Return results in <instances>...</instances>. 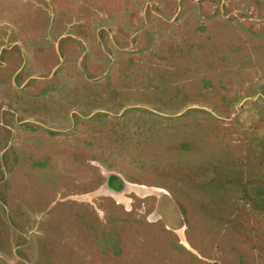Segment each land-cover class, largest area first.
<instances>
[{
    "label": "rangeland",
    "instance_id": "1",
    "mask_svg": "<svg viewBox=\"0 0 264 264\" xmlns=\"http://www.w3.org/2000/svg\"><path fill=\"white\" fill-rule=\"evenodd\" d=\"M0 264H264V0H0Z\"/></svg>",
    "mask_w": 264,
    "mask_h": 264
},
{
    "label": "bare ground",
    "instance_id": "2",
    "mask_svg": "<svg viewBox=\"0 0 264 264\" xmlns=\"http://www.w3.org/2000/svg\"><path fill=\"white\" fill-rule=\"evenodd\" d=\"M169 194H164L162 198V202L160 203V210H162L163 215L167 218V221H170V224L173 225L172 222H177L175 220L180 221V215L177 212V207L174 202L169 198ZM174 211V212H173Z\"/></svg>",
    "mask_w": 264,
    "mask_h": 264
}]
</instances>
